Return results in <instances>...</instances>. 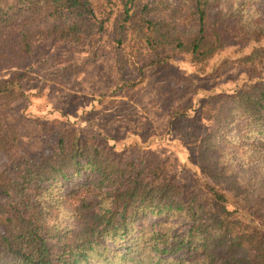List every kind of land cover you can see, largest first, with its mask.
<instances>
[{
	"label": "trees",
	"instance_id": "1",
	"mask_svg": "<svg viewBox=\"0 0 264 264\" xmlns=\"http://www.w3.org/2000/svg\"><path fill=\"white\" fill-rule=\"evenodd\" d=\"M238 1L0 0V107L23 95L25 77L2 72L22 69L40 41L130 46L146 57L141 71L181 54L204 65L229 43L238 52L254 44L238 59L249 80L193 108L203 126L187 140L202 174L192 187L163 163L129 160L70 130L52 152L29 157L0 111V264H264V228L239 214L264 204V15L248 19ZM67 201L75 223L61 226L51 209ZM165 212L180 214L184 231H172Z\"/></svg>",
	"mask_w": 264,
	"mask_h": 264
},
{
	"label": "rangeland",
	"instance_id": "2",
	"mask_svg": "<svg viewBox=\"0 0 264 264\" xmlns=\"http://www.w3.org/2000/svg\"><path fill=\"white\" fill-rule=\"evenodd\" d=\"M237 4H245L248 19L264 15V0H239ZM253 45L238 52L239 45L229 43L204 65L181 54L168 64L145 66L141 71L146 57L136 58L130 46L118 49L101 44L92 48L40 41L22 69L11 67L2 72L6 78L22 70L25 77L21 80L23 95L0 111L17 124L18 151L29 157L52 152L61 133L70 130L114 145L129 160L163 163L184 186L192 187L202 174L189 157L187 140L198 135L203 126L194 117L193 108L206 96L231 93L249 80L238 59L250 53ZM179 115L180 119H175ZM7 161V156H0V169ZM71 202H58L51 209L61 226L75 223ZM249 203V209L239 214L264 228V204ZM166 215L160 217L170 219L172 231L182 232L187 227L180 214ZM153 218L158 216L147 224ZM153 253L150 250L143 256ZM133 263L130 259L115 264Z\"/></svg>",
	"mask_w": 264,
	"mask_h": 264
}]
</instances>
